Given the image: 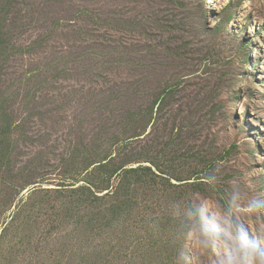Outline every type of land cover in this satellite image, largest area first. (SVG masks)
I'll use <instances>...</instances> for the list:
<instances>
[{"label":"rangeland","instance_id":"rangeland-1","mask_svg":"<svg viewBox=\"0 0 264 264\" xmlns=\"http://www.w3.org/2000/svg\"><path fill=\"white\" fill-rule=\"evenodd\" d=\"M0 264H264V0H0Z\"/></svg>","mask_w":264,"mask_h":264}]
</instances>
